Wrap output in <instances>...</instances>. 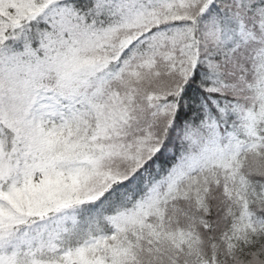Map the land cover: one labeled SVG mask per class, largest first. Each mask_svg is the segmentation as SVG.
Here are the masks:
<instances>
[{
	"label": "snow or ice",
	"instance_id": "snow-or-ice-1",
	"mask_svg": "<svg viewBox=\"0 0 264 264\" xmlns=\"http://www.w3.org/2000/svg\"><path fill=\"white\" fill-rule=\"evenodd\" d=\"M0 264H264V0H0Z\"/></svg>",
	"mask_w": 264,
	"mask_h": 264
}]
</instances>
